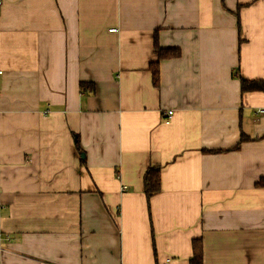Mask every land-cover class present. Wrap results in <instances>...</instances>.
<instances>
[{
	"label": "crops",
	"instance_id": "obj_1",
	"mask_svg": "<svg viewBox=\"0 0 264 264\" xmlns=\"http://www.w3.org/2000/svg\"><path fill=\"white\" fill-rule=\"evenodd\" d=\"M238 76L264 82V0H0V264H264Z\"/></svg>",
	"mask_w": 264,
	"mask_h": 264
},
{
	"label": "trees",
	"instance_id": "obj_2",
	"mask_svg": "<svg viewBox=\"0 0 264 264\" xmlns=\"http://www.w3.org/2000/svg\"><path fill=\"white\" fill-rule=\"evenodd\" d=\"M162 1L166 2L169 0H162ZM236 19H237V23L239 27L238 13H236ZM153 48H154L153 53L157 56L158 61L177 57L179 54L177 49H160L159 46L157 45L156 39H154ZM149 71L151 72L152 82L154 85H156L158 81V76H159L158 62L151 63L149 65ZM240 83H241L242 92H246V91L264 92V82L263 81L246 82L240 79ZM84 85L85 84H81L82 91H83ZM88 87L94 90L92 84L88 85ZM242 141H245V139L240 137L239 143H241ZM238 147L239 146H237L235 149H238ZM143 193L145 197L147 198V200H149L151 197L160 193V167H151L143 175ZM192 249H193V254L190 260V264H202V250H201V247L198 241L193 242Z\"/></svg>",
	"mask_w": 264,
	"mask_h": 264
},
{
	"label": "built area",
	"instance_id": "obj_3",
	"mask_svg": "<svg viewBox=\"0 0 264 264\" xmlns=\"http://www.w3.org/2000/svg\"><path fill=\"white\" fill-rule=\"evenodd\" d=\"M264 112V110H262L261 112H259V113H263ZM167 262H169V260H167Z\"/></svg>",
	"mask_w": 264,
	"mask_h": 264
}]
</instances>
